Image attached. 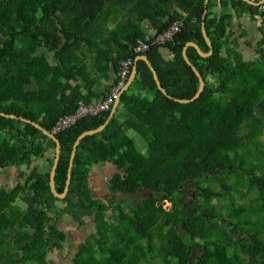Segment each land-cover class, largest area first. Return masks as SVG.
I'll list each match as a JSON object with an SVG mask.
<instances>
[{
	"label": "trees",
	"instance_id": "1",
	"mask_svg": "<svg viewBox=\"0 0 264 264\" xmlns=\"http://www.w3.org/2000/svg\"><path fill=\"white\" fill-rule=\"evenodd\" d=\"M80 2L91 0H0V111L51 130L80 100L92 101L79 91L80 85L71 84L76 64L66 54L79 36L78 26L67 21L98 16L97 8L87 12L89 6ZM104 2L98 0L100 5ZM235 2L259 13L253 4ZM182 3L187 13L160 19L150 36L133 30L116 56L98 61L97 70L106 74L114 68L118 74L123 59L146 54L171 96L191 98L200 79L184 58L183 48L188 41L197 42L205 52L211 47L202 31L205 0ZM177 18L184 20V26L173 40L153 44L142 53L133 50L137 39L150 41ZM231 19L228 12L206 15L211 55L202 56L194 46L187 49L205 78V89L194 101L179 102L166 95L148 63L137 61L136 76L121 94L111 120L78 144L69 191L63 198L50 186L56 141L31 122L0 115V175L16 166L19 176L12 188L0 186V264H54L56 251L68 244L61 226L65 215L79 227L87 218L94 221L72 264H149L156 257L165 264H264V149L260 147L264 33L255 44H242L229 29ZM163 47L169 48L171 58L164 56ZM246 48H253L256 56L248 58ZM32 81L39 86L37 92L27 89ZM53 97L70 105L46 111L42 117L28 107L27 103L44 100L53 103ZM111 110L85 116L56 134L61 142L59 192L66 186L77 137L102 125ZM132 130L141 134L147 151L129 135ZM47 151L53 153L49 168L32 167ZM106 162L115 164L117 171L109 180L111 196L104 200L95 197L89 176L97 164ZM187 181L195 188L193 199L178 206ZM144 187L153 192L134 206L117 200L118 192L135 194ZM235 190L251 201L239 203ZM216 198L223 202H215ZM184 208L192 212L185 214ZM195 246L201 251L191 261Z\"/></svg>",
	"mask_w": 264,
	"mask_h": 264
},
{
	"label": "crops",
	"instance_id": "2",
	"mask_svg": "<svg viewBox=\"0 0 264 264\" xmlns=\"http://www.w3.org/2000/svg\"><path fill=\"white\" fill-rule=\"evenodd\" d=\"M103 5L98 3V0H91V2H80V6L88 7L86 11H95L97 17L89 20L85 17L76 21H67L66 24L73 23L78 26L76 31L78 41L75 45L69 48L66 54L69 59L75 61L76 74L70 80L73 85H80L79 91L83 95L91 96L92 101H96L104 97L111 89L112 85L117 79V72L111 68L106 74L97 70L98 61H103L116 56V51L121 49V43L129 42V37L132 31L140 30L145 36L153 35L157 30L156 25L161 22L160 19L167 21L174 14L187 13L181 6L182 0H104ZM209 0H205V9L208 13H231L232 19L229 23V29L233 31L234 36L239 38L242 44L246 42L255 44L264 33V15L249 10L237 5L235 0H211V5L208 7ZM100 6V8H98ZM53 25V24H52ZM63 25V23H59ZM250 48H246L249 50ZM125 50V49H124ZM123 52V51H122ZM162 52L166 58H171L172 54L167 47L162 48ZM54 54L49 56L50 61L54 62ZM142 59L140 55L136 56L132 63L131 74L126 82L129 85L132 72L135 68L138 69L137 61ZM145 60V59H143ZM146 61V60H145ZM147 62V61H146ZM126 86L124 90H126ZM94 88L96 93L90 90ZM126 88V89H125ZM29 91L37 92L39 86L36 82H29L27 84ZM70 90H67V94ZM123 93V92H122ZM43 98L47 97L43 94ZM94 95V96H93ZM57 98L53 97L52 101L44 100L43 103H27L30 109L43 116L46 111H57L61 108H67L70 103H57ZM65 100L66 97H65ZM66 102V101H64ZM120 102V101H119ZM117 104V107L119 105ZM117 103V100L115 104ZM113 105V108L115 106ZM116 107V109H117ZM136 132V131H133ZM137 133V132H136ZM53 156L52 151H47L44 155L36 158L32 167L37 166L40 170L45 171L49 168V158ZM112 165V168L108 167ZM111 162L99 163L91 171L89 176L92 185V176L99 175L102 177L105 173L107 179L111 178L117 171V167ZM53 167V165H52ZM100 167V169H98ZM116 167V171L114 168ZM52 169V168H51ZM111 173L106 175V171ZM51 172V171H50ZM18 170L16 166L7 168L6 174L0 175L1 183L7 180L15 179V184L6 185L9 188L15 186L19 179H17ZM110 180V179H109ZM93 181V180H92ZM109 182V181H108ZM6 184V183H5Z\"/></svg>",
	"mask_w": 264,
	"mask_h": 264
},
{
	"label": "rangeland",
	"instance_id": "3",
	"mask_svg": "<svg viewBox=\"0 0 264 264\" xmlns=\"http://www.w3.org/2000/svg\"><path fill=\"white\" fill-rule=\"evenodd\" d=\"M245 54L247 55L248 58H252V57L254 58V56H256V53H254L253 48L249 50H245ZM142 94L143 95L147 94L148 96H150L149 93L142 92ZM129 135L135 137V139L137 140V144L141 150L147 151L146 149L147 144L145 143V141H143V137L141 136L140 133L133 132L132 130L129 132ZM260 147L264 149V138L261 139ZM108 167L112 168V165H109ZM98 169H100V167H98ZM114 171H116V167L114 168ZM110 173H111L110 170L106 171V175ZM90 175H91V172H90ZM17 179H19L18 175H17ZM109 179L105 177V173L102 177H99V175L92 176L93 181L91 180V182H92V188H93V193L95 197H99V198L106 200L111 196L109 182H108ZM5 183L3 182L1 183L0 181V186H6L8 184H15L16 182H15V179L13 178L12 180L11 179L7 180ZM194 189L195 188L192 184V181H187L184 189L181 192V197L179 199L178 206H182L184 203L189 202L191 199H193ZM243 190L244 189H242L241 191ZM241 191L235 192L239 203H245L247 201L249 203L251 199L248 196L246 197L244 194H242ZM152 192H153L152 189L149 187H144L142 189H139L138 192L135 194L118 192L117 200L130 202V204L134 206L141 199L149 196ZM214 201L217 203L223 202L222 199H218V198H216ZM17 202L23 206L27 205L26 202L22 201L21 199H18ZM168 206H169V203L165 202V207H168ZM128 211H130L129 208H128ZM182 211L185 214H189L192 212V210L188 208H184L182 209ZM93 225H94L93 219L87 218V223L84 226L79 227L76 221L72 217L65 215L63 218V221L61 222V226L64 227V229L67 232L68 244L66 245L64 249L56 251L51 261L54 264H72L73 255L76 252L79 243L83 241L84 238L87 236V234L93 229ZM200 251H201L200 248H197L196 246L194 247V254H193V258L191 261L194 260V258L196 257V255L200 253ZM149 264H165V263L162 261L161 258L156 257V259L151 260Z\"/></svg>",
	"mask_w": 264,
	"mask_h": 264
},
{
	"label": "built area",
	"instance_id": "4",
	"mask_svg": "<svg viewBox=\"0 0 264 264\" xmlns=\"http://www.w3.org/2000/svg\"><path fill=\"white\" fill-rule=\"evenodd\" d=\"M255 3L259 13L264 14V0H250ZM184 26V20L181 18L175 19L165 30L156 33L150 40H144L142 38L137 39L136 44L133 46V50L138 53H142L150 49L153 44H165L168 41L174 39L175 35L182 30ZM133 60L131 58L123 59L120 63L119 71L117 74V81L112 85L110 91L101 99L96 101L86 102L80 100L77 107L71 113L60 116L52 129V133L57 134L72 125L76 124L80 119L88 115H97L103 111H109L113 108L118 96L126 86V82L131 74Z\"/></svg>",
	"mask_w": 264,
	"mask_h": 264
},
{
	"label": "water",
	"instance_id": "5",
	"mask_svg": "<svg viewBox=\"0 0 264 264\" xmlns=\"http://www.w3.org/2000/svg\"><path fill=\"white\" fill-rule=\"evenodd\" d=\"M250 4H253L255 5L254 2H251L250 0H244ZM206 15H207V11L206 9L204 10V13H203V22H202V31H203V35L206 39V42L208 43V45L211 47L209 51L205 52L203 51V49L200 47V45L195 42V41H188L184 48H183V56L184 58L186 59L187 63L192 67V69L194 70V72L198 75L199 79H200V85H199V88L197 90V92L191 97V98H177V97H173L171 96L168 91L164 88V86L162 85L161 83V80L159 78V75L157 73V70L156 68L153 66L152 62L150 61V59L148 58V56L146 54H140V57L142 59H145L148 63V65L151 67L153 73H154V77L157 81V84H158V87L166 94L168 95L169 97L171 98H174L175 100L179 101V102H190V101H194L195 99H197L201 93L203 92V90L205 89V78L203 76V74L201 73V71L198 69V67L196 65L193 64L191 58L189 57L188 55V52H187V49L189 46H194L198 52L202 55V56H209L213 53V43H212V40L208 34V31H207V27H206V22H205V18H206ZM136 73H137V68H135L132 72V76L130 78V81H129V85L132 83L133 79L135 78L136 76ZM128 86H126L127 88ZM125 88V89H126ZM124 91V89L122 90V92ZM121 92V94H122ZM121 94L118 96L117 98V103L115 104L114 108H112L111 110V113L110 115L108 116L107 120L102 124L100 125L99 127L97 128H94V129H90V130H86L84 132H82L76 139L75 143H74V146H73V149H72V152H71V157H70V163H69V168H68V177H67V180H66V186H65V189L63 192H59L56 188V171H57V166H58V163H59V158H60V153H61V142L59 140V138L57 137L56 134L52 133L50 130H48L47 128H45L43 125H41L39 122L37 121H33L31 119H28L26 117H23V116H18L14 113H7V112H3V111H0V115H4V116H8V117H12V118H20L24 121H28V122H31L33 125H35L37 128L41 129L45 134L49 135L50 137H52L55 141H56V153H55V158H54V163H53V167L51 169V172H50V186H51V190L52 192L57 196V197H60V198H63L66 196L67 192L69 191V187H70V183H71V179H72V169H73V165H74V158L76 156V152H77V147H78V144L80 143V141L82 140V138H84L85 136L87 135H91L93 133H96L100 130H102L106 125L107 123L111 120V118L113 117L115 111H116V107H117V104L118 102L120 101V97H121Z\"/></svg>",
	"mask_w": 264,
	"mask_h": 264
},
{
	"label": "flooded vegetation",
	"instance_id": "6",
	"mask_svg": "<svg viewBox=\"0 0 264 264\" xmlns=\"http://www.w3.org/2000/svg\"><path fill=\"white\" fill-rule=\"evenodd\" d=\"M114 174V173H113ZM27 204V203H26Z\"/></svg>",
	"mask_w": 264,
	"mask_h": 264
}]
</instances>
